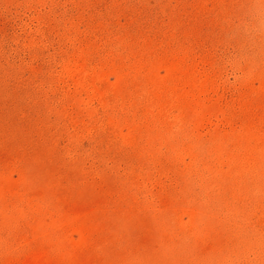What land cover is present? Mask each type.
<instances>
[{"label":"rangeland","instance_id":"rangeland-1","mask_svg":"<svg viewBox=\"0 0 264 264\" xmlns=\"http://www.w3.org/2000/svg\"><path fill=\"white\" fill-rule=\"evenodd\" d=\"M0 264H264V0H0Z\"/></svg>","mask_w":264,"mask_h":264}]
</instances>
